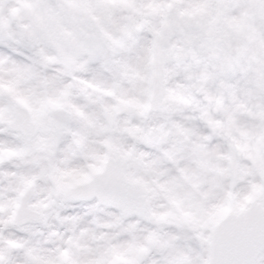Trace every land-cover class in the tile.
Segmentation results:
<instances>
[{"label": "clouds", "instance_id": "1", "mask_svg": "<svg viewBox=\"0 0 264 264\" xmlns=\"http://www.w3.org/2000/svg\"><path fill=\"white\" fill-rule=\"evenodd\" d=\"M255 206L264 0H0V264H264Z\"/></svg>", "mask_w": 264, "mask_h": 264}, {"label": "snow or ice", "instance_id": "2", "mask_svg": "<svg viewBox=\"0 0 264 264\" xmlns=\"http://www.w3.org/2000/svg\"><path fill=\"white\" fill-rule=\"evenodd\" d=\"M220 198L231 196V191L227 187L216 188L213 190ZM208 195V193H206ZM255 227L259 231H264V208L255 206L248 209L245 213L230 218L217 230V242L222 246H227L234 239L244 236L249 229ZM260 250H254L248 264H259Z\"/></svg>", "mask_w": 264, "mask_h": 264}]
</instances>
